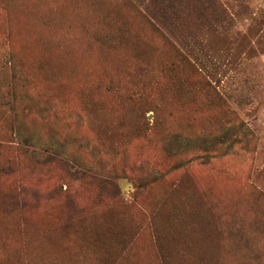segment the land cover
Returning <instances> with one entry per match:
<instances>
[{
  "label": "rangeland",
  "instance_id": "374dc122",
  "mask_svg": "<svg viewBox=\"0 0 264 264\" xmlns=\"http://www.w3.org/2000/svg\"><path fill=\"white\" fill-rule=\"evenodd\" d=\"M0 264H264V0H0Z\"/></svg>",
  "mask_w": 264,
  "mask_h": 264
}]
</instances>
